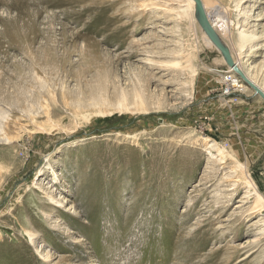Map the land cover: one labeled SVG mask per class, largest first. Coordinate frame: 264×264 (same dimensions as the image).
I'll return each mask as SVG.
<instances>
[{"label": "rangeland", "instance_id": "obj_1", "mask_svg": "<svg viewBox=\"0 0 264 264\" xmlns=\"http://www.w3.org/2000/svg\"><path fill=\"white\" fill-rule=\"evenodd\" d=\"M184 2L0 0V264H264V98ZM203 2L264 87V0Z\"/></svg>", "mask_w": 264, "mask_h": 264}, {"label": "bare ground", "instance_id": "obj_2", "mask_svg": "<svg viewBox=\"0 0 264 264\" xmlns=\"http://www.w3.org/2000/svg\"><path fill=\"white\" fill-rule=\"evenodd\" d=\"M169 2L168 1H163V2H160V3L153 4V5L147 4L145 6L146 7H150V8H155V9L160 10V11L168 12V11H171L172 10V7H171V5H170ZM202 3H203V6H204L206 15L208 17V20H209V16H208V13H207V10H206V6H205V3L203 2V0H202ZM180 7H184L183 9H181V14L182 15L189 16L193 21H199V15H198V10H197V3H196L195 0H185V2L180 5ZM211 8L214 11V13L216 14V16H218L220 18V20L225 23L226 28L229 30V28L231 26V20H229L228 15L219 6H212ZM209 22H210V20H209ZM210 24H211V22H210ZM211 26L214 29V31H216L215 30L216 27L214 28L215 25L213 26L211 24ZM201 28L203 29L204 33L206 35H208L207 32L205 31V29L202 26H201ZM216 33H217V31H216ZM217 36L219 38V41L228 50L230 56L232 57L231 52H230V50L228 48L229 46H227L226 43H223V41L221 40V38H220V36L218 34H217ZM253 37H254V35L247 33L245 30L240 31V37H239V39H240V44H239L240 45V50L243 49V47L245 46L246 41H248L249 39H252ZM209 38H210V36H209ZM210 39H209V42L211 44H213V43L215 44V42L211 39L213 41L212 42ZM232 59H233V57H232ZM233 61H234V59H233ZM240 61L239 60H236L234 62H236L235 64H236L238 70H240L239 72L240 73L242 72V74L238 73V71L235 70L231 66L235 71L232 70V69L231 70L239 76V77L238 76H234L235 77L234 80L236 82L234 81L235 83L233 85L236 86L237 83H241L240 85L238 84L239 87L245 86L243 84V81H242V78L243 77L241 76V75H243V76L245 75L247 77L248 81L251 83L250 84L248 82L250 85H256L257 87H259L264 92V87L261 86V85H259L257 83V81L255 80V78L253 76L249 75L245 71V69L241 66V62ZM240 77H242L241 80H240ZM243 88H242V90H243ZM139 89L140 88H138V86L134 87V91L135 92L133 93V101H131V102H128L127 99H125L126 96H127V94L125 93L124 90L121 89V91H120V93H121L120 94L121 100H119L117 107L120 108V109H130L131 107L137 108L139 106V108H138L139 110H146V109H148V107L145 105V99H144V97L142 95V92H140ZM41 174H42V171L39 173V175H41ZM255 187H256V185H255ZM240 201L245 202L244 200H240ZM255 204L256 205L252 206L251 210H252V212L258 211V213H259V211H261V210L264 209V197L262 195H259L258 194V197H257V200H256Z\"/></svg>", "mask_w": 264, "mask_h": 264}, {"label": "water", "instance_id": "obj_3", "mask_svg": "<svg viewBox=\"0 0 264 264\" xmlns=\"http://www.w3.org/2000/svg\"><path fill=\"white\" fill-rule=\"evenodd\" d=\"M197 3V10H198V15H199V21L201 23V26L205 29V31L207 32V34L210 36V38L215 42V44L217 45V47L220 48V50L223 52V54L226 56L227 61L229 62V64L238 71V73H240L235 64V62L233 61L232 57L230 56L228 50L223 46V44L219 41V38L217 36L216 31H214V29L212 28L208 17L206 15L202 0H195ZM242 74V72L240 73ZM247 82L248 79L247 77L244 75H241ZM250 83V82H249ZM251 84V83H250ZM263 98H264V92L257 87L256 85H251Z\"/></svg>", "mask_w": 264, "mask_h": 264}, {"label": "built area", "instance_id": "obj_4", "mask_svg": "<svg viewBox=\"0 0 264 264\" xmlns=\"http://www.w3.org/2000/svg\"><path fill=\"white\" fill-rule=\"evenodd\" d=\"M228 80H229V81H233V82L235 81V80H234V77H233L232 75L228 77Z\"/></svg>", "mask_w": 264, "mask_h": 264}]
</instances>
